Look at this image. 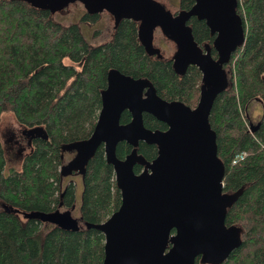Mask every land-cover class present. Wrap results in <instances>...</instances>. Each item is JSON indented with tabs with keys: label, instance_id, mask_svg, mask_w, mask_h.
Listing matches in <instances>:
<instances>
[{
	"label": "trees",
	"instance_id": "trees-1",
	"mask_svg": "<svg viewBox=\"0 0 264 264\" xmlns=\"http://www.w3.org/2000/svg\"><path fill=\"white\" fill-rule=\"evenodd\" d=\"M180 3L189 11L195 0ZM238 3L245 41L223 67L226 86L209 118L225 166L224 194L235 197L226 226L240 229L242 239L222 264H264V111L257 123L251 117L255 103L264 109V0ZM51 9L27 0H0V125L10 113L23 129L42 128L48 136L30 140V152L18 169L9 167L0 137V264H103L106 238L96 226L120 209L122 194L104 145L88 155L78 145L95 130L109 73L146 79L162 99L192 109L201 97L203 75L196 66L179 73L172 60L149 55L135 21H121L111 41L92 46L79 24L57 22ZM98 20L84 15L81 22ZM189 25L197 45L217 61L216 37L206 22L193 17ZM131 121L125 111L121 124ZM143 121L147 129L168 130L150 114ZM133 149L120 143L116 156L125 160ZM137 152L148 163L158 157V148L144 142ZM80 153L86 155L83 226L55 227L39 242L47 218L75 205L76 185L73 180L65 184L63 168ZM143 168L137 164L135 173ZM195 264H203L201 257Z\"/></svg>",
	"mask_w": 264,
	"mask_h": 264
},
{
	"label": "water",
	"instance_id": "water-1",
	"mask_svg": "<svg viewBox=\"0 0 264 264\" xmlns=\"http://www.w3.org/2000/svg\"><path fill=\"white\" fill-rule=\"evenodd\" d=\"M62 2L65 7L74 0ZM137 4L145 9L141 19L135 20H142L147 29L157 26L156 22L149 23L151 9L161 7L154 0L103 1L118 20L126 9ZM238 4V0H195L192 9L182 12L171 25L170 14L161 15L165 18L164 34L180 44L175 64L185 71L190 65L196 66L202 72L196 108L162 99L146 79H134L117 70L109 73L95 130L86 143L78 145L84 146L86 155L104 145L122 194L120 209L96 226L106 238L103 264H195L198 257L203 264H222L241 246L240 229L226 226L235 197L224 194L225 166L218 157L217 135L209 120L226 86L223 67L245 41ZM193 17L205 21L216 37L217 61L209 55L202 56L191 29L185 28ZM125 111L133 119L121 125ZM145 113L165 123L168 130L147 129ZM24 134L30 140H48L42 128L26 130ZM123 142L134 149L125 160H119L116 150ZM141 142L158 148L153 162L138 155ZM86 155L80 153L82 165ZM137 164L144 166L140 174L134 170Z\"/></svg>",
	"mask_w": 264,
	"mask_h": 264
},
{
	"label": "rangeland",
	"instance_id": "rangeland-1",
	"mask_svg": "<svg viewBox=\"0 0 264 264\" xmlns=\"http://www.w3.org/2000/svg\"><path fill=\"white\" fill-rule=\"evenodd\" d=\"M33 5L39 6L43 0H27ZM157 3L164 4L168 8L169 12H178L180 8V0H154ZM52 16L54 20L63 24H79L81 26L84 37L88 43L92 46H98L105 44L112 40L115 32V18L109 12H101L99 14V20L95 24L82 23L83 16L86 13V9L82 2H71L65 7L61 8L58 5H55L51 9ZM154 44L156 48L161 50V53L164 58L171 59L177 51L176 44L167 39L163 33L157 31L154 37ZM263 107L261 104H254L251 108V117L255 123L258 122L260 116L263 115ZM23 129L15 117L10 114H4L2 117V122L0 125V137L3 142L9 167H14L18 169L20 167L22 159L30 152V139L27 137ZM73 157V156H72ZM71 156H68L67 159L71 160ZM67 160V162L69 161ZM78 171H73L70 173L67 172L65 178V184H68L72 180L76 185V202L72 209L68 210L62 208L61 213L56 214L51 218V220L44 223L43 233L41 237H38L39 242H42L44 234L55 227L62 228H77L83 226L79 222L81 218V198L83 192V178L80 176ZM73 174V175H70Z\"/></svg>",
	"mask_w": 264,
	"mask_h": 264
},
{
	"label": "flooded vegetation",
	"instance_id": "flooded-vegetation-1",
	"mask_svg": "<svg viewBox=\"0 0 264 264\" xmlns=\"http://www.w3.org/2000/svg\"><path fill=\"white\" fill-rule=\"evenodd\" d=\"M63 0H51V1H45L43 0V2H41L42 6L44 7H50V8H53L55 7V5H60V7L64 6V3L62 2ZM77 1H80L83 3L85 9H86V13L85 15H90V16H99V14L101 12H109L110 14H112L109 10H107L104 5H103V1L105 0H74V2H77ZM109 2H116V0H108ZM181 2V0H180ZM159 4L161 7H155L153 9H151L150 11V16H149V23H154L156 22L157 23V26H155L154 28L152 29H147L143 26L142 24V20L141 21H136L135 18H138L140 17L139 19H141L142 15H143V9H145L143 7V5L141 4H137V5H134V7L132 6V9L130 7V9H126L125 12L123 13V16L122 18H120L119 20L116 18V16L114 14H112L115 18V28L117 27V24L120 23L121 21L123 20H132V21H135L138 23V32H139V40L141 41L142 45L145 47L147 53L151 56H155L159 59H166L163 57L162 53H161V50L159 48H156L155 47V44H154V37H155V34L157 31H160L161 33L164 34L163 30H162V24L163 22L165 21V18H162L161 15L164 14V12H167L170 14L171 16V20H170V25L173 24V22H175V20L180 16V14L182 12H188V10H182L181 9V3H180V8H179V11L178 12H169L168 8L166 7V5L164 4H160V3H157ZM63 8V7H62ZM190 11V10H189ZM157 14H156V13ZM133 17V18H131ZM192 19V18H191ZM190 19V20H191ZM189 21L186 22L185 24V28L187 29H191L190 25H189ZM191 33H192V30H191ZM165 35V34H164ZM193 36V35H192ZM165 37L171 41H173L176 46H177V51L175 53V55L173 56V58L171 59H168V60H172L174 62V66L176 67L177 71H179V73H184L185 70L182 69L181 67L177 66L175 64V61H174V58L176 56V54L178 53L179 51V48H180V44L179 42H176L172 39H170L167 35H165ZM194 39V38H193ZM196 43V42H195ZM197 44V43H196ZM199 47V50L202 54V56H207L209 55L208 52H205L206 49H202L199 45H197ZM187 56H190V53L187 54ZM192 66V65H190ZM189 66V67H190ZM188 67V68H189ZM187 68V69H188ZM108 88V87H107ZM105 91V90H104ZM101 112V111H100ZM124 113V112H123ZM100 115V114H99ZM133 119V118H132ZM132 122V121H131ZM130 122V123H131ZM120 123H121V120H120ZM122 125V124H121ZM127 125V124H126ZM161 131V130H160ZM79 155H77L76 157H74L69 163H67V165L63 168L64 170V175H65V178L66 176L68 175L67 172L69 171L70 173H72L73 171H78L77 173L80 175V176H83L84 174V167L82 165L81 162H79ZM143 171H144V168H143ZM142 171V172H143ZM70 175H73V174H70ZM68 177V176H67Z\"/></svg>",
	"mask_w": 264,
	"mask_h": 264
},
{
	"label": "built area",
	"instance_id": "built-area-1",
	"mask_svg": "<svg viewBox=\"0 0 264 264\" xmlns=\"http://www.w3.org/2000/svg\"><path fill=\"white\" fill-rule=\"evenodd\" d=\"M245 157V154L239 156V159H243Z\"/></svg>",
	"mask_w": 264,
	"mask_h": 264
}]
</instances>
